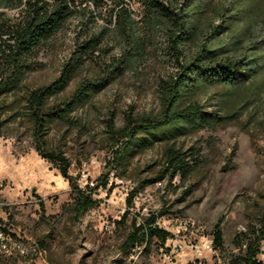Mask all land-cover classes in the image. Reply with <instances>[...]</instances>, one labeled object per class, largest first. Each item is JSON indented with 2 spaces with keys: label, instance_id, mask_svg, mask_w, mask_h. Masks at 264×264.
<instances>
[{
  "label": "rangeland",
  "instance_id": "rangeland-1",
  "mask_svg": "<svg viewBox=\"0 0 264 264\" xmlns=\"http://www.w3.org/2000/svg\"><path fill=\"white\" fill-rule=\"evenodd\" d=\"M138 21L135 38L145 49L103 91L45 129L43 148L65 156L70 178L36 150L34 125L27 107L32 91L57 79L76 47L78 24L69 21L28 59L26 73L12 92L0 95V228L5 247L0 264H171L162 240L147 235L126 246L137 226L181 221L194 226L180 233L199 243L213 236L221 222L222 244L206 252L202 264H245V245L259 236L264 223V73L233 89L204 90L195 99L208 111L234 119L214 129L205 127L172 141L134 147L121 161L119 131L128 118L157 116L163 108L162 87L177 71L179 60L161 24H151L139 0H128ZM104 16L114 0H103ZM107 19H99L104 24ZM1 42V41H0ZM75 74L68 87L47 105L67 100L85 80L101 74L102 62L126 55L129 46L111 26L109 36ZM197 43L182 48L196 51ZM223 100V101H222ZM179 149L190 166L186 174H164L166 151ZM163 176V177H162ZM162 177L161 179H159ZM104 181L106 183L104 184ZM79 188H95V204L76 213ZM196 228H203L197 234ZM175 264H194L189 248ZM257 259L264 263V238Z\"/></svg>",
  "mask_w": 264,
  "mask_h": 264
},
{
  "label": "trees",
  "instance_id": "trees-1",
  "mask_svg": "<svg viewBox=\"0 0 264 264\" xmlns=\"http://www.w3.org/2000/svg\"><path fill=\"white\" fill-rule=\"evenodd\" d=\"M103 0H0V95L14 91L28 67V59L54 38L71 20L78 24L76 47L62 68L60 76L41 86L27 100L34 125L36 150L59 166L63 177L70 178L69 160L60 153L46 151L42 143L46 127L57 119L86 104L111 84L130 63L142 55L145 46L135 38L138 21L128 0H114L112 13L104 16ZM143 15L151 24H161L171 44L172 55L179 59L177 71L162 89L163 108L157 116L128 118L119 131L120 146L115 150L121 161L134 147L143 148L157 141H172L205 127L212 129L234 119L208 111L195 97L212 87L237 89L254 82L264 73V0H139ZM99 19H107L99 24ZM129 46L126 55L112 62H102L101 74L93 76L59 104L48 106V100L63 92L96 50L109 36L111 26ZM196 42V51L184 55L182 48ZM264 88L260 85L257 93ZM223 101V100H222ZM190 166L184 154L174 147L166 151L164 174L170 177L186 174ZM163 177V176H162ZM160 177L159 179H161ZM106 181H104V184ZM74 184L76 213L81 216L94 204L91 193ZM152 220L146 228L137 226L125 245H135L146 236H156L163 243L171 233ZM221 220L215 225L214 245L222 244ZM259 236L240 242L245 245V264H264L257 259L264 223Z\"/></svg>",
  "mask_w": 264,
  "mask_h": 264
},
{
  "label": "built area",
  "instance_id": "built-area-1",
  "mask_svg": "<svg viewBox=\"0 0 264 264\" xmlns=\"http://www.w3.org/2000/svg\"><path fill=\"white\" fill-rule=\"evenodd\" d=\"M194 225L195 224L192 220L181 221L176 231L170 229L169 222L161 227L156 225L159 228L171 233V237L164 243L167 245L164 257L168 259L171 264H175L174 257L177 253L181 252L183 255L188 253L185 248H189L191 250V254L193 255L192 262L194 264H202V259L206 252H214L215 245L213 236H204L199 243L189 242V244L186 243L185 239L179 236L183 230H187L189 226ZM202 230L203 228H196V233L199 234ZM5 245V230L4 228H0V247L3 249Z\"/></svg>",
  "mask_w": 264,
  "mask_h": 264
},
{
  "label": "bare ground",
  "instance_id": "bare-ground-1",
  "mask_svg": "<svg viewBox=\"0 0 264 264\" xmlns=\"http://www.w3.org/2000/svg\"><path fill=\"white\" fill-rule=\"evenodd\" d=\"M2 250V247H0V251Z\"/></svg>",
  "mask_w": 264,
  "mask_h": 264
}]
</instances>
